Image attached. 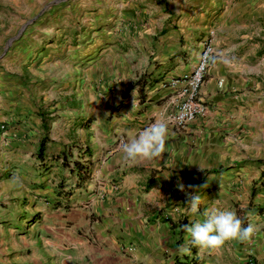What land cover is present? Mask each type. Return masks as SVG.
<instances>
[{
	"label": "crops",
	"instance_id": "crops-1",
	"mask_svg": "<svg viewBox=\"0 0 264 264\" xmlns=\"http://www.w3.org/2000/svg\"><path fill=\"white\" fill-rule=\"evenodd\" d=\"M31 2L0 0V124L4 126L0 177L26 168L28 154L33 153L29 161L36 177L30 183L33 194L40 195L49 186L74 223L80 218L77 213L101 215L99 244L82 250V244H73L61 257L62 264H242L243 256L254 261V254L264 249V0H232L214 17L176 24L193 28L194 39L183 28L159 35L157 44H149L161 53L142 64L134 62V84L118 92L120 96L128 91L131 101L114 116L106 114V98L91 97L89 92L52 98L47 78L59 65L53 59L59 52L57 41L71 35L58 26L68 24L69 18H20L15 6L22 4L25 9ZM54 20L57 29L40 27ZM144 29L137 30L138 37ZM119 31L113 35L120 37ZM209 33L213 53L199 87L207 112L177 129L168 115L179 88H170L166 81L191 71ZM148 35L152 39L155 32L148 30ZM146 54L153 53L148 49ZM82 78L83 87L90 90L89 78ZM156 120L168 122L167 152L152 160L126 159L121 142ZM44 133L48 140L40 162L34 154ZM240 150L242 160L230 156ZM69 159L86 170L82 179L68 170L71 187L57 173L65 163H72ZM178 183L188 192L189 185L207 184L195 190L204 199L196 214L190 212L187 194ZM76 202L80 208L72 207ZM213 208L235 210L245 225L254 226V234L245 241H226L218 249L194 245L182 225L203 222L204 211ZM182 245L190 251H178Z\"/></svg>",
	"mask_w": 264,
	"mask_h": 264
},
{
	"label": "rangeland",
	"instance_id": "rangeland-1",
	"mask_svg": "<svg viewBox=\"0 0 264 264\" xmlns=\"http://www.w3.org/2000/svg\"><path fill=\"white\" fill-rule=\"evenodd\" d=\"M231 1L32 0L29 8L24 9L22 4H19L15 9L20 18H69L68 24L58 26L71 35L64 38L65 41H57L60 42L57 47L59 52L53 59H57L59 65L52 71V76L47 78L51 84L50 95L52 98H60L86 96L89 92L91 97L106 98V114L114 116L118 109L126 105V101H131L128 91L120 96L118 92L121 90L122 93L123 89L126 90V87L134 84L137 76L136 71L134 72L136 64L134 62L141 61L142 64L144 59L161 53L160 49L157 52L155 46L152 48L150 46L154 41L156 44L159 42V35L172 28L184 29L182 25L181 27L176 25L180 24V21L189 25L202 16L214 17ZM54 22L56 21H44L40 27L52 31L57 29ZM18 27L19 25L16 26ZM105 29L111 31V35L101 34ZM142 29L143 35L138 37L137 30L142 32ZM148 30L155 32L152 39L149 38ZM118 31L120 37L113 35V32ZM183 32L190 34L189 39L195 38L193 28H186ZM115 37L118 38L117 41L114 40ZM138 42L141 45H138ZM148 49L153 53L151 56L146 54ZM82 75H85V80L89 78L87 75H90V90L83 87ZM121 98L124 99L122 103ZM136 98L137 93L134 92L135 106L138 104V101L135 102ZM145 127L146 125H142L141 128ZM237 135L238 133L234 136L236 139ZM227 151L229 153V150ZM32 155L33 153L28 154L26 168L16 169L9 176L0 177V264H62L61 257L70 252L73 244L78 246L82 244L79 248L82 250L83 246L93 247L102 240L99 213L94 211L84 216L77 213L80 218L74 223L67 217V206L57 201L49 186H47L49 189L45 188L40 195L33 194L30 183L36 182V177L29 165ZM230 156H235L236 160L240 161L243 159L242 150L239 153H230ZM0 161H3V157H0ZM67 162L72 161L69 159ZM70 164L65 163L57 169V173L58 178L64 179L65 184L71 187L73 184L71 171L63 169ZM54 171L56 169H53ZM72 207L80 208L81 205H77L76 202ZM254 255L253 264H264V249ZM242 260V264H247L248 258L245 259L243 256ZM87 261V258L83 259V262ZM72 263L73 261L66 262ZM138 264L146 263L144 261Z\"/></svg>",
	"mask_w": 264,
	"mask_h": 264
},
{
	"label": "clouds",
	"instance_id": "clouds-1",
	"mask_svg": "<svg viewBox=\"0 0 264 264\" xmlns=\"http://www.w3.org/2000/svg\"><path fill=\"white\" fill-rule=\"evenodd\" d=\"M170 134L168 122L156 120L135 137L122 141L120 150L130 161L162 158L163 154L167 152L166 142ZM177 187L180 191L186 192L190 212L192 214L199 212L204 199L201 195L195 194V190L207 187V184L201 185L199 188L189 185L188 188L192 189L191 192H188L182 183H178ZM203 215L205 217L203 222L196 220L182 225V229L190 234L191 242L196 246L218 249L226 241L234 239L245 241L254 234V226L245 225V221L237 215L235 210L213 208L205 210ZM178 251L187 253L190 249L182 245Z\"/></svg>",
	"mask_w": 264,
	"mask_h": 264
},
{
	"label": "built area",
	"instance_id": "built-area-1",
	"mask_svg": "<svg viewBox=\"0 0 264 264\" xmlns=\"http://www.w3.org/2000/svg\"><path fill=\"white\" fill-rule=\"evenodd\" d=\"M210 33L202 41L198 59L191 71L183 72L166 81L170 88H179L177 98L172 104L173 110L168 115V121L177 129L184 128L207 112L206 105L199 98V87L213 53ZM2 128L4 126L0 124V129ZM247 264H253L252 259H248Z\"/></svg>",
	"mask_w": 264,
	"mask_h": 264
},
{
	"label": "trees",
	"instance_id": "trees-1",
	"mask_svg": "<svg viewBox=\"0 0 264 264\" xmlns=\"http://www.w3.org/2000/svg\"><path fill=\"white\" fill-rule=\"evenodd\" d=\"M137 82H138V81H136V83H137ZM42 128H43L44 131L47 133V128H48V127H47V125H46L45 122L42 124ZM46 133H44V135H43L41 138H39L38 143H37V147H36V150H35V154H34L35 158H36L37 160H39L40 162L44 159V155H45V145H46V142H47V140H48V137H47V134H46ZM61 156H62V157H61V160H62V162L64 163V162H65V155L62 154ZM71 165H72V166H70V165L67 166L68 169H69L70 171L75 170V171H76V174H78V175H77L78 178H79V179H82V178L85 176V172H86V170H84L83 167L81 168V166H80L79 164H77L75 161H73ZM241 219L244 220V218H241ZM182 222H183V221H182ZM182 222H181V224H182ZM181 229H182V228H181Z\"/></svg>",
	"mask_w": 264,
	"mask_h": 264
}]
</instances>
